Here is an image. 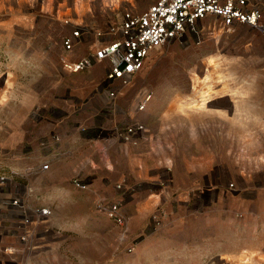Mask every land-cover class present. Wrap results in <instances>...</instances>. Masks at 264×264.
<instances>
[{"label": "rangeland", "instance_id": "1", "mask_svg": "<svg viewBox=\"0 0 264 264\" xmlns=\"http://www.w3.org/2000/svg\"><path fill=\"white\" fill-rule=\"evenodd\" d=\"M149 3L0 0V174L16 172L0 199L50 208L22 244L3 226L0 205V252L14 249L0 253V264H264V48L253 28H225L208 16L198 40L153 47L119 86L117 111L97 102L100 112L86 122L95 153L87 145L89 157L69 155L92 182L87 189L70 185L74 163L68 175L63 165L35 168L48 148L64 157L59 134L89 114L87 88L68 82L61 57L84 55L93 30ZM77 25L88 35L64 52L61 39ZM91 67L103 72L99 62ZM142 89L151 98L134 116L145 133L129 143L113 138L110 129L133 115ZM119 197L122 226L99 208Z\"/></svg>", "mask_w": 264, "mask_h": 264}, {"label": "built area", "instance_id": "2", "mask_svg": "<svg viewBox=\"0 0 264 264\" xmlns=\"http://www.w3.org/2000/svg\"><path fill=\"white\" fill-rule=\"evenodd\" d=\"M263 2L264 0H152L141 11L129 6L121 11L116 20L93 30L91 47L84 55L72 60L62 56L61 65L69 72H79L90 68L95 62L106 63L96 90L104 97V108L109 107L115 113V98L119 93V86L128 83L138 72L149 51L167 41H185L188 35L198 40V27L208 16L216 19L218 24L225 28L244 24L255 29L264 48ZM87 32L85 25L75 26L61 39L63 51L71 52L78 38L88 35ZM151 94L149 90L137 91L134 103H131L133 115L110 129L113 138L129 143L145 133L146 125L134 115L145 109ZM52 138V141L57 140L56 136L52 135ZM35 168L46 169L47 164L42 163ZM9 174H0V188L5 187L9 177H13L16 172L10 171ZM70 185L77 190H85L88 188V181L86 177L73 176ZM2 198L4 199H0V205L6 206L5 214L16 219L17 226L12 232L20 243L26 244L33 235L30 225L48 217L50 208H31L16 198ZM120 201V197L108 201L101 200L99 205L106 216L118 226L125 223L119 212ZM13 250L12 247L4 246L0 253L8 254Z\"/></svg>", "mask_w": 264, "mask_h": 264}, {"label": "crops", "instance_id": "3", "mask_svg": "<svg viewBox=\"0 0 264 264\" xmlns=\"http://www.w3.org/2000/svg\"><path fill=\"white\" fill-rule=\"evenodd\" d=\"M151 1L152 0H150V2ZM262 7H263V17H264V2L262 3ZM135 10L136 11H141V10H137V9H135ZM242 25L246 26L247 28H250L247 25H244V24H242ZM259 42H260V44L262 46L260 36H259ZM100 65L102 66L103 70H104V68H106V63L100 62ZM67 75H69L68 82L72 83L73 87H77L78 84H80V85H84L87 88V93L90 96L89 97V103H90L89 105L90 106L88 107L89 114L85 115L84 117H76L75 121L72 123V128L69 131V133H66V135L59 134L60 137H59V141H58V146L61 148V150L64 151L65 155L62 158H59V157L54 158L53 155H54L55 152L52 153L54 150H52L51 148H48V151H46V154L44 155V160L39 162V163H36L37 165H35V166H39L40 164L46 162L47 163V168L46 169H42V170L40 169L42 172L45 171V170H48V173H52V171L60 169L61 166L63 165V169H62L63 170V175H68L67 171L71 168L73 163L76 165V159L73 160V162L69 161V158H71L70 156L73 155V153H75L77 151L78 154L81 153V156H83V158H85V157L87 158V156L88 157L90 156L89 155L90 153L89 154L86 153L87 145H88L89 148L90 147L93 148L92 150L90 149V151H89L91 153H93V152L95 153V151L98 149L96 146H91V143L94 144V143H97V141L90 139L91 129H93V127L92 126H90V127L86 126V122L87 121L90 122V118L96 117L98 112H100V108L99 107H101V106L99 104L96 107L97 102L98 103H103L104 102L103 95L96 90L97 84L100 81V79L102 78L103 72L101 74H99V75H95L92 72V67H90V68H88L86 70H82V71H79V72H68ZM98 152H96V153H98ZM94 162L95 161L93 160V163ZM94 165H98V164L94 163ZM96 167L99 168V166H96ZM78 168L80 170L77 169L79 172H77L75 174H77V175H79L81 177H86L88 179L89 177H88L87 174H85V172H83L84 170H82V167L79 166ZM95 169H97V168H95ZM87 181H89V180H87ZM63 182H64V184H59L58 185V188H57L58 190H62V191L65 190L64 187L67 184H69L67 179H64ZM91 183L92 182L89 181L88 182V186H91ZM6 210H7V208H6ZM5 213L6 212H4V214ZM4 214H2V215H4ZM6 218L8 219V221H3L2 220L3 217H1L0 221H3V223H4L3 226L8 224L7 227L10 228L9 232H12L13 228H15L17 226L16 219H12L11 217H8L7 215H6ZM5 229L6 228H4V231H5ZM5 232H7V230Z\"/></svg>", "mask_w": 264, "mask_h": 264}, {"label": "bare ground", "instance_id": "4", "mask_svg": "<svg viewBox=\"0 0 264 264\" xmlns=\"http://www.w3.org/2000/svg\"><path fill=\"white\" fill-rule=\"evenodd\" d=\"M206 77H207V76L205 75V76H204V78L202 79V81H203V80H205V79H206ZM202 100H203V99H202ZM196 104H197V103H196Z\"/></svg>", "mask_w": 264, "mask_h": 264}]
</instances>
